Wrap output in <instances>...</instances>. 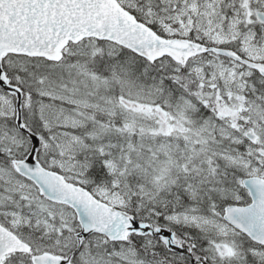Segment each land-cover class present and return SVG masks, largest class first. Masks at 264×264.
<instances>
[{
    "label": "snow or ice",
    "instance_id": "obj_1",
    "mask_svg": "<svg viewBox=\"0 0 264 264\" xmlns=\"http://www.w3.org/2000/svg\"><path fill=\"white\" fill-rule=\"evenodd\" d=\"M0 264H264V0H0Z\"/></svg>",
    "mask_w": 264,
    "mask_h": 264
}]
</instances>
